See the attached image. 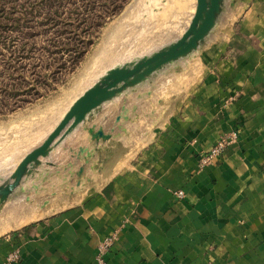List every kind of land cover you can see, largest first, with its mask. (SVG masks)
<instances>
[{"label": "crops", "instance_id": "obj_1", "mask_svg": "<svg viewBox=\"0 0 264 264\" xmlns=\"http://www.w3.org/2000/svg\"><path fill=\"white\" fill-rule=\"evenodd\" d=\"M231 1V24L198 48L200 78L140 150L124 145L114 157L112 138L92 139L88 194L0 234V264L14 252L13 264H98L111 235L105 264H264V0ZM232 132L237 140L200 170Z\"/></svg>", "mask_w": 264, "mask_h": 264}, {"label": "rangeland", "instance_id": "obj_2", "mask_svg": "<svg viewBox=\"0 0 264 264\" xmlns=\"http://www.w3.org/2000/svg\"><path fill=\"white\" fill-rule=\"evenodd\" d=\"M196 7L197 0H0V185L109 70L180 39ZM232 8L223 0L217 29L202 49L217 26L231 24ZM197 52L104 103L56 144L0 205V234L85 198L95 182L84 161L93 147L89 129L111 136L114 157L124 155V145L140 150L177 107L176 98L193 89L200 75ZM80 167L85 176L77 175Z\"/></svg>", "mask_w": 264, "mask_h": 264}, {"label": "water", "instance_id": "obj_3", "mask_svg": "<svg viewBox=\"0 0 264 264\" xmlns=\"http://www.w3.org/2000/svg\"><path fill=\"white\" fill-rule=\"evenodd\" d=\"M223 0H197L196 12L185 34L168 47L140 60L109 70L101 80L88 89L70 108L59 125L44 143L30 152L17 166L11 181L0 185V205L31 175L42 158H47L53 147L84 123L88 116L104 103L114 99L128 88L145 82L154 73L197 51L216 26ZM93 140H110L103 129H89ZM84 152V151H82Z\"/></svg>", "mask_w": 264, "mask_h": 264}, {"label": "built area", "instance_id": "obj_4", "mask_svg": "<svg viewBox=\"0 0 264 264\" xmlns=\"http://www.w3.org/2000/svg\"><path fill=\"white\" fill-rule=\"evenodd\" d=\"M238 138V134L236 132H232L230 135L221 138L219 141L216 142L215 146L212 148V150L204 155L199 163V169L203 170L204 167L210 163L211 161H213L214 159L220 157L222 155V153L226 150V148L228 147V145L231 142L236 141ZM176 196L178 198H183L184 197V193L182 191H179ZM117 240V236L116 235H111V236H106L102 242L99 245V254L97 257V261L98 264H105L104 261V256L111 250L112 246L114 245L115 241ZM19 259V253L18 252H14L12 253L9 258H8V264H13L15 262H17Z\"/></svg>", "mask_w": 264, "mask_h": 264}]
</instances>
